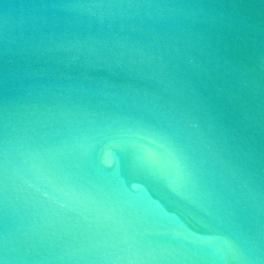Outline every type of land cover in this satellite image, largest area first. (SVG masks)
<instances>
[{"label":"water","instance_id":"obj_1","mask_svg":"<svg viewBox=\"0 0 264 264\" xmlns=\"http://www.w3.org/2000/svg\"><path fill=\"white\" fill-rule=\"evenodd\" d=\"M0 264H264V0H0Z\"/></svg>","mask_w":264,"mask_h":264}]
</instances>
